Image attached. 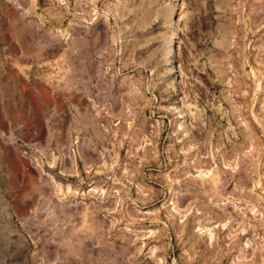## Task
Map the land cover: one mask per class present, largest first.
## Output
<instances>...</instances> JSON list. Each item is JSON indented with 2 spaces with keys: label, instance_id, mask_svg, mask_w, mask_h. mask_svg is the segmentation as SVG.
I'll return each instance as SVG.
<instances>
[{
  "label": "rangeland",
  "instance_id": "374dc122",
  "mask_svg": "<svg viewBox=\"0 0 264 264\" xmlns=\"http://www.w3.org/2000/svg\"><path fill=\"white\" fill-rule=\"evenodd\" d=\"M0 264H264V0H0Z\"/></svg>",
  "mask_w": 264,
  "mask_h": 264
},
{
  "label": "bare ground",
  "instance_id": "6f19581e",
  "mask_svg": "<svg viewBox=\"0 0 264 264\" xmlns=\"http://www.w3.org/2000/svg\"><path fill=\"white\" fill-rule=\"evenodd\" d=\"M22 1H23V0H22ZM19 6H20V5H19ZM36 17H37V16H36ZM37 25H38V24H37ZM49 29H50V28H49ZM22 86H23V85H22ZM22 88H23V87H22ZM40 90H41V89H40ZM43 91L46 92V93H48L47 90L44 89V88H43ZM46 93H45V94H46ZM32 97H33V96H32ZM34 100H35V99H34ZM24 162H25V161H24ZM16 164H17V163H16Z\"/></svg>",
  "mask_w": 264,
  "mask_h": 264
}]
</instances>
